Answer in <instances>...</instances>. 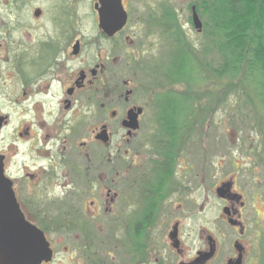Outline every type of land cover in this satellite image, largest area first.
Listing matches in <instances>:
<instances>
[{"label": "rangeland", "instance_id": "1", "mask_svg": "<svg viewBox=\"0 0 264 264\" xmlns=\"http://www.w3.org/2000/svg\"><path fill=\"white\" fill-rule=\"evenodd\" d=\"M196 2L198 0H148L145 4L150 5L145 7L147 13H153L154 9L162 16L167 13L176 27H180L176 33L184 39L183 43L195 51L197 65L206 62L203 66L207 67V64L216 61L213 47L210 46L214 40L210 37L206 16H200V32L189 23L190 8ZM145 4L136 5L141 9ZM70 10L75 13L71 16L72 22L82 25L77 34L86 39L95 37L97 31L91 27L88 0H68ZM135 17L132 15L130 25L121 35L120 76L121 81H133L136 103L147 106V111L141 132L136 138L137 144H134L140 147L137 149L139 154L132 148L130 163L139 164L138 169L147 168L149 162H154L152 148L156 142L162 138L168 144L170 142L165 161L172 164L173 170L167 202L163 204L166 214L157 213L155 228L146 233L148 242L144 240L136 243V230L133 228L119 230V224L115 223L117 210L111 208L116 178L111 163L113 156L110 154H113L120 135L113 139L109 149L94 141L92 131L105 117L102 106H72L66 115L62 107L57 106L55 118L61 135L48 147L50 155L53 157L57 154V158L67 148L68 179L63 178L62 163L57 162L58 180L56 185L52 182L49 184V198L53 201L41 199L40 206L49 222L66 219V224L62 222L60 226H67L68 232L50 235L56 243V254L50 264H141L133 261L135 257L132 259L129 254L127 246L130 242L134 247L140 244L142 249L145 244L150 250L145 253L147 257L145 255L144 264H162V258L167 259L165 264L189 262L196 257L197 250L207 245L206 237L209 235L220 246L219 258L215 262H223L236 236L228 225L220 221L223 213L215 203V191L221 182L230 180L235 190L247 200L245 216L260 222L259 238L248 242L251 264H264V106H260L257 96L245 85L242 76L218 80L199 66L196 82L168 86L144 72L146 69L134 74L131 68L135 64L147 68L150 62H159L163 53H167L169 43L173 44V40H176L174 31H165V37L158 30L148 33L141 23L143 20L139 21ZM125 37H128L127 41H124ZM129 40L133 46L127 48ZM195 63L196 71L192 70L191 76L197 72ZM170 96L186 97L191 106H187L186 116L179 117L173 135L168 136L165 129L168 128L170 117L165 122L159 119L161 115H169V106H161V102H167ZM83 97L78 96L81 104L85 103ZM96 97L93 102H102V98L107 101L110 96ZM61 98L62 95H57V101ZM11 120L12 126L16 125V115H12ZM66 130L68 136L64 134ZM155 132L160 138L157 133L155 137ZM67 137L68 144H63V139ZM82 145L87 147L89 161L84 158ZM24 154V161L31 165L27 152ZM132 171L137 169L133 167ZM131 180H135V173L123 170L118 183L120 187L127 186ZM176 224L179 250L168 245L170 243L167 240V235ZM119 238L123 241L121 245L115 242ZM256 243L257 247H254Z\"/></svg>", "mask_w": 264, "mask_h": 264}, {"label": "flooded vegetation", "instance_id": "2", "mask_svg": "<svg viewBox=\"0 0 264 264\" xmlns=\"http://www.w3.org/2000/svg\"><path fill=\"white\" fill-rule=\"evenodd\" d=\"M147 1L88 0L91 27L97 33L92 39H86L77 34L82 25L72 22L71 16L75 13L73 10L68 11V0H0V170L1 181L4 183L0 188V197L4 199L0 217L5 218L2 228L8 231V217L17 219L11 223L12 229L18 227L16 225H19V219L22 218L23 224L26 222L44 235L52 251V260L56 254V243L50 235L68 232L67 226H60L62 222L66 224V219L58 220L59 225L56 220L49 222L40 206L41 199L53 201L49 198V184L52 182L56 185L58 180L57 162L62 163L63 178L68 179L67 148L57 158V154L53 157L50 155L48 147L50 142L61 135L55 118L57 106L62 107L64 115L72 106H102L105 117L92 131L94 141L109 149L113 139L120 135L113 154H110L113 158H109L113 159L112 170L116 178L111 208L115 207L117 210L115 223L119 224V230L133 228L136 230V243L144 240L148 242L146 233L155 228L157 213L164 212L163 204L167 202L173 170L172 164L165 161L168 141L162 138L158 141L160 145L156 142L152 148L154 162H149L147 168L138 169L139 164L130 163L132 148L139 154L137 149L140 147L134 144H137V135L146 119L147 106L136 103L133 81H121L120 76V39L123 31L130 25L132 15H136L135 19L139 21L143 20L141 23L148 33L158 30L165 37V31L170 30L175 32V36L178 35L176 30L180 27H176L167 13L162 16L155 9L153 13H147L145 6L150 5L145 4ZM137 3L145 5L139 9ZM70 4L73 7L71 1ZM193 6L190 8L189 23L195 28L192 8L199 20L200 14ZM142 15L145 16L141 19ZM100 25L115 33L107 35ZM201 29L202 24L199 31ZM165 43L168 44L167 40ZM131 46L133 42L129 40L127 48ZM153 62L156 63L157 60L150 62L147 68L137 63L131 68L132 72L136 74L146 69L144 72L149 74ZM57 95H62L59 101ZM97 95L110 97L107 101L102 98V102H93ZM78 96H84L85 103H79ZM138 110L141 111L140 114ZM129 111L136 114L135 129L127 125ZM12 115H16L14 126L11 124ZM167 119L168 115L164 114L159 120L165 122ZM64 134L68 136V130ZM100 136L103 137L99 138ZM158 136L160 138L159 134ZM67 139L68 137L63 139V144H68ZM82 146L84 158L89 161L87 147ZM24 152H27L31 165L24 161ZM133 167L137 171H132ZM123 170L135 173V180H131L130 185L120 187L118 179ZM227 186H230L229 190L225 188ZM219 188L226 191L223 197L217 194ZM215 199L223 213L220 221L228 225L236 236L228 256L222 259L223 262H215L219 258L220 246L209 235L206 237L207 245L196 251L193 260L177 264H251L248 241L259 238L260 222L245 216L247 200L235 190L231 180L220 183L215 191ZM172 228L173 231L167 235L168 245L179 250L178 224ZM115 242L121 245L123 241L119 238ZM139 245L135 244L134 247L130 242L127 249H130L131 253L129 249L128 251L132 259L135 257L133 261L144 264L147 257L145 253L149 249L145 244L143 249ZM254 247H257V243ZM207 254H211L209 259L196 261ZM166 260L162 258L161 263L165 264Z\"/></svg>", "mask_w": 264, "mask_h": 264}, {"label": "trees", "instance_id": "3", "mask_svg": "<svg viewBox=\"0 0 264 264\" xmlns=\"http://www.w3.org/2000/svg\"><path fill=\"white\" fill-rule=\"evenodd\" d=\"M193 5L202 18L206 16L210 26L215 63L197 65L195 51L178 34L162 60L151 66L149 75L168 86L196 82L199 66L218 80L242 76L260 106H264V0H198ZM194 62L197 72L191 76ZM189 101L186 97L170 96L167 102H161V106H169L170 121L165 129L168 136L177 129L179 117L187 115L183 107L191 106Z\"/></svg>", "mask_w": 264, "mask_h": 264}, {"label": "water", "instance_id": "4", "mask_svg": "<svg viewBox=\"0 0 264 264\" xmlns=\"http://www.w3.org/2000/svg\"><path fill=\"white\" fill-rule=\"evenodd\" d=\"M192 11L193 25L199 30L201 28V23L194 12V8H192ZM100 28H102L109 36L115 33V31H110L106 26L100 25ZM127 120L128 127L135 129L136 115L133 111L128 113ZM102 137L103 136H100L99 138ZM103 141L105 142L106 138H104ZM1 180L2 175L0 170V188L4 185ZM229 187L230 186H227L225 188L229 190ZM225 192L224 188H219L217 190L219 197H223ZM3 200L4 199L0 197V214ZM4 219V217H0V264H41L42 262L48 263L51 261L52 251L50 250L44 235L40 231L30 227L26 222L23 224L22 218L19 219V225H16L18 227L12 229L11 223H13L14 220H17L14 217H8L9 229L6 231L4 227L2 228V221ZM210 257L211 254H207L196 261L207 260Z\"/></svg>", "mask_w": 264, "mask_h": 264}, {"label": "bare ground", "instance_id": "5", "mask_svg": "<svg viewBox=\"0 0 264 264\" xmlns=\"http://www.w3.org/2000/svg\"><path fill=\"white\" fill-rule=\"evenodd\" d=\"M183 109L185 110V112H187L188 113V108H186V107H183ZM130 112V111H129ZM141 113V111H139L138 110V114H140ZM136 115V114H135ZM169 116V115H168ZM170 117V116H169Z\"/></svg>", "mask_w": 264, "mask_h": 264}]
</instances>
